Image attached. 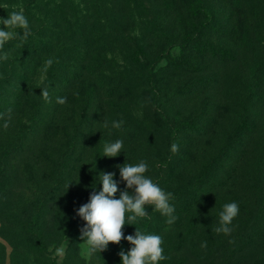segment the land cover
Returning a JSON list of instances; mask_svg holds the SVG:
<instances>
[{
  "label": "rangeland",
  "instance_id": "obj_1",
  "mask_svg": "<svg viewBox=\"0 0 264 264\" xmlns=\"http://www.w3.org/2000/svg\"><path fill=\"white\" fill-rule=\"evenodd\" d=\"M28 1L0 0V18L22 8L32 32L27 41L7 42L9 59L0 61V103L7 108L11 101L15 109L7 129L0 122L6 264H48L27 241L13 261L1 232L5 212L29 217L38 205L46 211V252L58 264H122L118 253L132 247L126 239L88 255L77 210L102 189L100 173H115L123 191L118 166L141 160L148 164L145 175L172 193L177 219L169 225L147 206L150 218L126 224L125 237L136 228L161 236L168 259L159 264H264V94L258 88L249 94L253 76L248 82L235 78L247 64L264 68V0H36L34 7ZM199 25L200 38L186 42L185 34ZM0 29L6 30L2 24ZM227 48L240 59L224 60ZM48 58L55 62L44 72ZM92 66L98 75L87 71ZM45 86L51 102L40 95ZM57 97L67 102L58 104ZM238 98L244 104L233 111ZM121 119L122 128L111 126ZM252 119L261 126L260 144L244 153L247 164L239 176L198 193L215 175L206 162L220 155L230 132L242 133ZM207 121L202 127H212L208 134L193 133ZM184 124L187 131L175 134ZM118 139L123 148L131 140L134 149L103 156L104 145ZM174 142L176 154L170 150ZM233 201L239 204L233 231L217 234L219 213ZM60 247L63 256L56 255Z\"/></svg>",
  "mask_w": 264,
  "mask_h": 264
},
{
  "label": "clouds",
  "instance_id": "obj_2",
  "mask_svg": "<svg viewBox=\"0 0 264 264\" xmlns=\"http://www.w3.org/2000/svg\"><path fill=\"white\" fill-rule=\"evenodd\" d=\"M0 24L4 25L6 30L0 29V61H7L9 53L3 51L7 42L19 39L22 42L27 41L32 35L29 21L25 16L23 9L14 10L9 13L8 18H0ZM17 29L23 30L21 35ZM55 61L48 58L45 61L44 72H47ZM43 82V77L41 78ZM41 96L46 102H51L48 87H41ZM58 104H65L66 97H57ZM7 119L4 122V128L9 127L12 109L8 108ZM0 114V119H3ZM124 121H113L112 127L120 129ZM104 127L108 123L104 122ZM123 140H116L112 143H106L103 149V156L114 158L117 157L123 149ZM171 152L176 154L179 151V145L173 143ZM120 178L126 182V189L121 191L118 182L114 179L115 173L102 172L101 184L102 189L99 192L93 191L90 194L87 203L81 205L77 210V215L85 221L84 227L80 229L81 240L87 246L89 256L96 253H102L108 249L109 244H120L126 239L132 247L129 251L121 250L118 255L122 264H159V262L168 259L164 255L163 239L159 235L145 234L136 228L134 235L124 236L122 231L126 224L133 225L138 218L149 217L146 211L147 206H154L156 211L167 217L166 223L173 224L177 217L174 215L175 208L170 203L174 199L172 193L165 192L157 183L145 175L148 172V164L141 160L138 164H123L118 166ZM71 183L66 185V191ZM128 189H131L130 193ZM119 192V198L116 194ZM239 214L238 202H230L223 206L219 213V225L213 229L217 234L231 235L233 228L232 222ZM150 218V217H149ZM234 242V241H230ZM202 247H207V242H203ZM65 249L57 248L56 255L63 256Z\"/></svg>",
  "mask_w": 264,
  "mask_h": 264
},
{
  "label": "trees",
  "instance_id": "obj_3",
  "mask_svg": "<svg viewBox=\"0 0 264 264\" xmlns=\"http://www.w3.org/2000/svg\"><path fill=\"white\" fill-rule=\"evenodd\" d=\"M35 2L36 0L28 1L30 6L32 7L35 6ZM195 22L196 20L193 21V24ZM200 30L202 29L199 25L196 32H192L189 35L185 34V37H186L185 40H187L186 42H189V43L194 42V41L196 42V40L200 38L199 36ZM151 38H154V36H152ZM156 39L157 37L154 38V40ZM148 42L146 43L145 46L152 47V45ZM143 50L149 53V49L143 48ZM224 56H225L224 60L232 59V61H235V60L240 59V56L237 54H233L230 48L226 49ZM247 66H249L247 67V70L245 71L240 70L239 75L235 76V78L238 79L240 82H248V79L253 76V80H255L256 83L254 81V83H252L251 86L249 84L246 86V87L248 86L252 87L254 85L253 89L252 88L249 89L248 91L249 94H252V92H254L256 88H258V91H259L258 94H264V85H263L264 68L260 66L259 67L250 66L248 64ZM94 69H95L94 66H92V68L88 69L87 71H90V73L98 75L97 71ZM23 94H20L18 96V100L16 101V107L22 104ZM107 98L110 99V97H107ZM20 100L21 102H19ZM239 100L240 98H238V101L236 103L231 104L234 106L233 111H236L241 105L243 106L244 103H241V101ZM6 105L7 106L9 105L12 109L11 116L14 115V111H15L14 103H12L11 101H8ZM9 106L7 108H10ZM7 108L6 107L3 108L2 104L0 103V114H3L4 116L3 119H0V122L4 123L5 119H7V112H6ZM208 122L209 121L202 123V125L198 124L196 125V127H193L195 129V132L193 133L197 134L198 136L202 134H208L209 130L212 129V127L207 126V125L206 127H202L204 124ZM186 126L187 125L185 124L184 126H180L178 128V131H176V133L174 131V133L177 134L179 132L180 134V132L183 133L184 131H187ZM260 127H261L260 123L252 119L247 123V126H244V131H242V133H240L241 131H238V135H236L235 133L233 134V132L229 133L230 136L232 137L230 139V136H229V138L226 139L228 144L222 147L223 149L221 150V152H219L220 155L217 158H212V160L206 162L208 170L215 171L214 172L215 175L211 176L212 179H210L211 181L210 185L197 188L198 193L203 191L204 187H207L208 190H212V189H215L217 186H220L221 184L226 185L228 183L226 182L227 180H229V183H231V181L233 182L234 180H236L234 176L236 174L239 176L240 169L243 168L245 164H247L245 160L246 156L244 155V153L248 151L256 150V148L260 144L259 139H258V136L261 134ZM216 130L217 129L215 128L211 131L214 132ZM192 131L194 130L192 129ZM130 141L131 140H129L127 147L123 148V150L127 153L132 151L135 147V144H132ZM219 147L220 146H218V149ZM170 174L172 176L171 171H170ZM225 189L228 192V197L231 199L229 192H231L232 187H227ZM57 193L59 194V192ZM57 193H56V198L58 199L59 195H57ZM6 199H7V195L5 194L1 195L0 204L6 201ZM36 208L37 209L33 210V213L31 214V216L24 217V218H21V213L19 212V210L16 212H10V213L5 212L6 217L4 218V220L6 221L3 223V226L1 227V232H3L2 236L9 241V244L12 247L11 258L13 261H15V258L18 252L23 255L21 246L22 245L24 246V241H27L26 242L27 244H30V245L32 244L39 249L40 255H45L46 257H48L47 258L48 264H58L56 258L51 256L50 254H47L46 252L47 247H46L45 239H44L45 213H46L45 208L43 207V205H38ZM263 221H264V217H263ZM20 241L21 242L23 241V243H20ZM3 248H4V245L0 243V264H6V256H5V252Z\"/></svg>",
  "mask_w": 264,
  "mask_h": 264
}]
</instances>
